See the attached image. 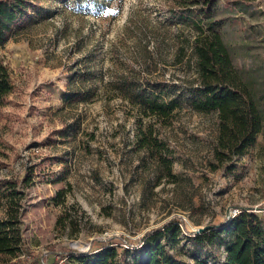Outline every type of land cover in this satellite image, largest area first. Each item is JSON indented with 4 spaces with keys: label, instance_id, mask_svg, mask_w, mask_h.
<instances>
[{
    "label": "rangeland",
    "instance_id": "374dc122",
    "mask_svg": "<svg viewBox=\"0 0 264 264\" xmlns=\"http://www.w3.org/2000/svg\"><path fill=\"white\" fill-rule=\"evenodd\" d=\"M214 1L211 20L235 69L264 86V0ZM202 2L196 8L206 13ZM177 7L38 0L0 44L12 82L0 107V180L21 204L27 249L16 264H77L67 251L107 242L119 245L120 264H137L145 234L172 220L181 228L173 254L192 263L205 253L221 264L222 240L194 246L187 233L227 224L241 208L264 219L262 134L240 155L214 157L216 113L185 99L195 31ZM115 77L165 88L180 102L166 118L145 115L115 90Z\"/></svg>",
    "mask_w": 264,
    "mask_h": 264
},
{
    "label": "trees",
    "instance_id": "16d2710c",
    "mask_svg": "<svg viewBox=\"0 0 264 264\" xmlns=\"http://www.w3.org/2000/svg\"><path fill=\"white\" fill-rule=\"evenodd\" d=\"M173 1L195 31L189 42L194 82L188 87L185 99L197 112L216 113L214 157L223 160V156L242 154L255 142L258 133L262 134L264 147V86H258L256 79L252 77L244 79L241 72L235 69L230 48L211 20L215 1L202 0L207 5L206 13L201 10L202 6L196 8L199 0ZM37 2L38 0H0V44L4 43L16 27L24 23L30 9ZM112 83L116 85L115 90L120 92L121 97L137 106L145 115L166 118L176 105L175 102H180L181 99L180 95L164 97L167 94L165 88L160 89L155 85L150 87L148 83L145 85L134 79L115 77ZM11 91L10 71L0 56V107ZM142 136L139 141L143 148L153 146L151 135L150 138L145 134ZM154 142L156 143L155 139ZM162 166L167 175H171L167 159H164ZM11 186L9 180H0V210H3L0 215V264H16L20 255L27 252L21 235V204L9 189ZM63 219L65 218L59 217V223ZM180 231L179 223L172 220L146 233L139 243L142 255L137 256L136 263L213 264L204 256L205 253L194 256L192 263L173 254L169 249L178 243ZM187 234L194 246H211L222 240L225 257L221 264H264V219L251 207L241 208L227 224L211 227L199 234ZM222 234L227 240L221 237ZM118 246L107 242L86 251L69 250L65 255L74 259L77 264H120Z\"/></svg>",
    "mask_w": 264,
    "mask_h": 264
},
{
    "label": "water",
    "instance_id": "95a60500",
    "mask_svg": "<svg viewBox=\"0 0 264 264\" xmlns=\"http://www.w3.org/2000/svg\"><path fill=\"white\" fill-rule=\"evenodd\" d=\"M209 228H211V227H205V228H203V229H197V230H195L194 232H195L196 234H199V233H201V232H203V231H205L206 229H209ZM70 245L74 247V245H76V241H71Z\"/></svg>",
    "mask_w": 264,
    "mask_h": 264
}]
</instances>
